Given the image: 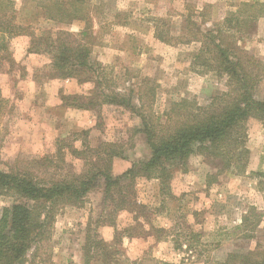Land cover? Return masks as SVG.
Masks as SVG:
<instances>
[{
    "label": "rangeland",
    "instance_id": "rangeland-1",
    "mask_svg": "<svg viewBox=\"0 0 264 264\" xmlns=\"http://www.w3.org/2000/svg\"><path fill=\"white\" fill-rule=\"evenodd\" d=\"M12 1L17 23L30 28L10 41L12 63L0 69V168L23 169L46 156L55 161L48 168V178L68 176L80 173L84 165L73 157V149L95 148L103 142L127 144L132 136L129 160H115V173L149 158L145 137L133 134L141 125L135 114L127 111L122 118L100 121L93 111L65 106V95L89 92V86L52 77V53L31 48L29 33L42 36L61 29L78 33L84 22L59 25L46 19L35 1ZM90 1L103 4L106 16L92 60L107 67L116 89H134L147 79L142 87L155 88L154 110L162 114L172 101L195 98L205 104L226 87L215 77L192 71L191 55L199 44L173 48L161 43L154 37L153 20L171 17L172 35H181L184 15L191 9L201 12L209 6V18L220 21L241 3L255 0ZM241 45L264 61V18ZM256 95L264 99V81ZM248 126L250 157L245 173L220 172L212 160L195 154L186 171L172 170L169 190L161 191L157 180L136 181V199L145 206L141 212L111 215L99 189L86 197L82 207L59 210L52 239L32 264H86L88 255L90 264H240L238 255L248 256L251 263L260 261L264 254V130L257 120ZM59 149L66 157L61 168L56 163ZM12 202L11 197H0V216Z\"/></svg>",
    "mask_w": 264,
    "mask_h": 264
},
{
    "label": "trees",
    "instance_id": "trees-1",
    "mask_svg": "<svg viewBox=\"0 0 264 264\" xmlns=\"http://www.w3.org/2000/svg\"><path fill=\"white\" fill-rule=\"evenodd\" d=\"M33 1L46 19L59 25L69 26L75 21L85 24L78 33L66 29L42 36L29 33L31 48L52 53V77L75 79L83 88H90L89 92L83 89L80 94L65 95V106L93 111L100 121L106 117L122 118L127 111L135 114L141 125L133 134L145 137L150 157L131 163L121 174L115 173V160H129L132 136L127 144L103 142L95 148L73 149V157L83 160L84 165L80 173L68 176L55 174L48 178V168L54 167L55 161L46 156L30 161L23 169L0 168V197L13 200L0 216V264H32L40 249L51 241L59 210L82 207L86 197L99 189L104 192L111 215L119 211L141 212L145 206L136 199V181L157 180L161 191L169 190L172 170L186 171L188 160L195 154L212 160L220 172H246L250 157L249 122L259 121L264 130V99L256 95L257 87L264 81V61L249 54L241 42L254 33L256 23L264 18L263 2H243L220 21L209 18V6L201 12L191 9L184 15L181 35H172L171 17L153 20L154 37L161 43L173 48L199 44L191 55L192 71L215 77L226 87V91L212 96L205 104L195 98H181L158 114L154 110L155 88L142 87L147 79L134 89H116L106 73L107 67L92 60V49L98 45L105 25L103 4L92 5L90 0ZM29 28L17 23L14 1L0 0V69L6 62L12 63L10 41L26 34ZM60 149L56 155L59 168L66 158ZM238 257L242 259L240 264H264V254L256 263H251L248 256ZM91 258L87 256L86 264Z\"/></svg>",
    "mask_w": 264,
    "mask_h": 264
}]
</instances>
